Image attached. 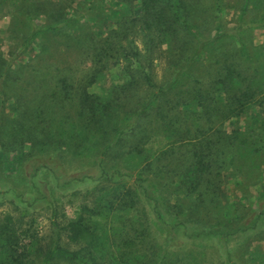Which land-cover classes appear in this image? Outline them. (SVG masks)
<instances>
[{"label":"trees","instance_id":"16d2710c","mask_svg":"<svg viewBox=\"0 0 264 264\" xmlns=\"http://www.w3.org/2000/svg\"><path fill=\"white\" fill-rule=\"evenodd\" d=\"M62 1L72 6L57 7L58 2L51 0L31 4L19 1L28 5L26 10H19L26 20L20 44L9 57L0 49V182H13L21 172L30 176L37 195L29 205H47L51 214L50 232L44 239L32 225L25 227L20 219L2 211L0 264H185L175 249L182 245L179 232L187 237H225L228 232L189 233L177 216L180 207L170 203L169 194L159 195L157 185L191 194L204 182L209 187L215 168L220 176V170L228 166L242 167L243 160L254 164V151L264 149L253 145L256 137L264 143V135L259 133L264 125L260 119L264 73L255 70L246 74L234 65L224 67L223 77H218L210 89L226 92L223 103H209V85L203 93L198 89L193 97L199 107L188 105L184 109V129H179L174 112L181 101L168 96V90L209 46L222 43L228 36L240 41V31L253 23H239L227 30L218 24L211 37H203L191 20L193 9L186 0H113L130 8L129 12L119 8L112 15L104 13V6L97 2L88 5L82 0L74 8L75 0ZM46 3L53 9H45ZM40 16L45 22L36 20ZM107 20L117 27L98 35L81 26ZM133 28L141 33L148 54L162 45L175 51L179 36L186 37L194 43L188 63L183 68L174 65L170 81L158 85L149 71L150 64L141 63L137 46L132 41L123 42ZM57 35L64 38L60 43L78 48L82 55L78 59L86 67L80 69L78 59L73 67L65 59L52 60L60 52L58 45L49 44L47 49L44 40ZM31 44L36 45V53L18 61ZM106 57L125 60L130 79L113 85L103 98L89 87L98 81ZM138 89L144 93L135 98L132 92ZM256 105L261 107L253 115L256 127L235 128L229 133L223 129L224 120L238 118ZM154 114L157 124L140 129L141 121L151 120ZM177 140L189 144L188 153L176 180L166 185L157 177L164 168H169L173 177L171 164ZM154 142L159 143L156 149L152 148ZM68 158L79 160L82 170L66 175L64 162ZM45 169L57 189L91 178L97 182L74 216L59 212L53 189L38 187L36 181ZM149 175L157 180L152 188ZM23 195L14 186L0 191V199L10 201L25 202ZM260 205L262 209L253 214L256 221L264 212V201ZM150 225L160 234L150 233Z\"/></svg>","mask_w":264,"mask_h":264},{"label":"rangeland","instance_id":"374dc122","mask_svg":"<svg viewBox=\"0 0 264 264\" xmlns=\"http://www.w3.org/2000/svg\"><path fill=\"white\" fill-rule=\"evenodd\" d=\"M19 1L31 4L39 0H0V49L6 57H9L10 51H16L18 48L24 23H26L19 10H26L28 5L19 3ZM51 1L58 2L57 7L59 5L72 6L71 3L68 4L62 0ZM79 1L82 0H75L74 8L77 4L79 5ZM86 1H88V5L97 2L100 6H104V13L108 12L111 15L113 11L116 12L119 8L125 12H129L130 8L129 5L113 0ZM186 3L189 8L193 9L190 10L191 20L203 37H211L218 24H221L226 30L238 26L239 23H253V25L240 31V41L228 36L222 43L209 46L199 59L183 70L176 85L168 90V96L175 97L174 101H181L178 103V110L174 111L177 112L176 119L179 129L185 128L184 109L188 105H191L192 109L199 107L193 97L198 89L203 93V89L209 85L211 92L209 103L211 105L223 103L226 92L210 89L218 77H223L224 67L234 65L237 70L241 69L246 74H252L255 70L264 73V0H186ZM134 6H137V2H134ZM45 9H53L52 4L46 3ZM36 20L43 23L46 18L40 16ZM111 20L113 21V18ZM106 22L95 23V26H88L90 23H81V26L89 27L97 35L100 31L105 33L107 30L117 27L116 23H111L109 20ZM75 25L77 26V24ZM78 28L80 26H77ZM126 41H132L137 46L141 55V63L150 64L148 66L149 71L158 85L169 82L172 67L177 65L183 68L188 63L187 58L192 55L194 49L193 42H189L186 37L179 36L177 39L178 47L175 51L174 49L168 50L166 46L162 45L148 54L144 39L136 28L130 30L127 38L123 39V42ZM58 42L59 44H56ZM60 42H64L61 35L50 36L44 40L47 49L49 44L58 45L60 52L52 57V60L65 59L66 64L73 67L78 57L82 56L81 53L78 52L77 47H67ZM36 51V45L31 44L23 54L17 57V60L26 61ZM62 51H64L63 54H61ZM77 63L80 69L86 67L80 59L77 60ZM103 64L104 67L100 72L98 81L93 83L89 90L104 98L108 96L109 89L113 85L124 83L130 78L129 73L125 70L127 66L125 60L106 57L103 59ZM134 65H138V62H134ZM132 93L136 98L141 96L144 90L138 89ZM160 103L164 104L165 102ZM260 109L261 107L256 105L252 110L238 118L224 120L223 129L229 133L235 128L245 130L248 126L256 127L257 123L254 119L256 116L253 115L257 114L256 112ZM156 118L157 116L154 114L151 120L143 119L140 129L145 126H155L157 124ZM260 119H264V111L261 112ZM263 128H260L259 133L264 135ZM132 139L133 136L130 135V141ZM158 145V142H154L152 148L156 149ZM253 145L255 148H260L264 146V143L259 142L256 137ZM187 146L189 144L186 141L177 140L175 142V154L171 164L174 178L171 177L169 168H164L157 177L159 181L168 185L172 179L176 180L178 172L183 167L182 162L186 160ZM253 155L254 164H248L246 160H243L242 167L228 166L220 170V176L216 175L219 170L215 168L213 180L209 187L204 182L199 191L191 194H186L182 190H175L170 186L157 185L159 195L165 197L169 194L170 203L175 202L180 207L181 210L177 216L188 226L189 233L193 234L199 231L228 232L225 237L219 236L220 234L187 237L188 235L179 232L178 236L182 245L175 249L179 255L184 257L185 264H264V212L257 221L253 215L254 212L258 213L262 209L260 204L261 201H264V149H260L258 152L254 151ZM64 167L66 168V175H68L75 170L77 171L73 173H78L82 166L80 167L79 160L68 158L64 162ZM40 174V181H36L38 187L45 189L44 185H47L49 189H53L58 210L60 213H65L67 217L75 215L77 206L88 200L87 197L97 184L91 178L82 182L76 181L73 185L68 184L70 186L66 189H57L46 169L42 170ZM148 178L150 179V188L154 183L157 184V180L151 175ZM11 180L0 182V191L14 186L18 191L21 190L24 193L22 197L25 202H18L16 199L10 201L3 197L0 199V213L2 211L11 213L16 219H20L25 227L32 225L34 229L39 231V235L47 239L50 232V209L47 205L41 206L42 204L35 207L29 205L37 195L32 186V179L21 172L14 176L13 182H10ZM60 180L65 181L63 177ZM214 185L215 188L209 190ZM148 208V214L151 218L153 217L151 209ZM149 230L150 233L160 234L159 230L152 225H150Z\"/></svg>","mask_w":264,"mask_h":264}]
</instances>
